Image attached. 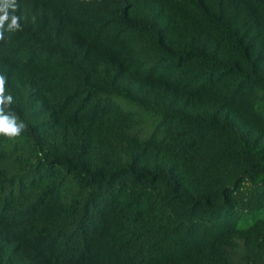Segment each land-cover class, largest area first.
Returning a JSON list of instances; mask_svg holds the SVG:
<instances>
[{"label":"trees","instance_id":"obj_1","mask_svg":"<svg viewBox=\"0 0 264 264\" xmlns=\"http://www.w3.org/2000/svg\"><path fill=\"white\" fill-rule=\"evenodd\" d=\"M17 4L0 264H264V0Z\"/></svg>","mask_w":264,"mask_h":264},{"label":"clouds","instance_id":"obj_2","mask_svg":"<svg viewBox=\"0 0 264 264\" xmlns=\"http://www.w3.org/2000/svg\"><path fill=\"white\" fill-rule=\"evenodd\" d=\"M17 0H0V41L5 39V32L13 33L21 29V17L16 15ZM6 78L0 75V136L13 139L26 128L9 106L13 102L11 95H6Z\"/></svg>","mask_w":264,"mask_h":264},{"label":"rangeland","instance_id":"obj_3","mask_svg":"<svg viewBox=\"0 0 264 264\" xmlns=\"http://www.w3.org/2000/svg\"><path fill=\"white\" fill-rule=\"evenodd\" d=\"M128 110H134V111H136L137 110V107L136 106H129V108H127ZM142 115L144 116V119L146 120V124H147V126H146V128H142L140 131H141V134L142 135H140L141 136V138H145L146 136H147V134H149L150 133V131H148L149 129H150V126H151V116L148 114V113H142ZM151 129H152V127H151ZM148 131V132H147ZM134 132V131H133ZM145 132H147L146 134H143V133H145Z\"/></svg>","mask_w":264,"mask_h":264}]
</instances>
